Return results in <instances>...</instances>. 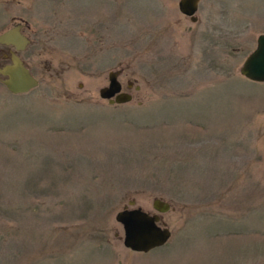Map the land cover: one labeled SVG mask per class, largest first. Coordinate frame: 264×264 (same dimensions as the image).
Wrapping results in <instances>:
<instances>
[{
  "label": "rangeland",
  "instance_id": "1",
  "mask_svg": "<svg viewBox=\"0 0 264 264\" xmlns=\"http://www.w3.org/2000/svg\"><path fill=\"white\" fill-rule=\"evenodd\" d=\"M177 1L0 0L38 82H0V264H264V82L238 72L264 0ZM153 198L170 237L130 251L114 213Z\"/></svg>",
  "mask_w": 264,
  "mask_h": 264
},
{
  "label": "water",
  "instance_id": "2",
  "mask_svg": "<svg viewBox=\"0 0 264 264\" xmlns=\"http://www.w3.org/2000/svg\"><path fill=\"white\" fill-rule=\"evenodd\" d=\"M200 0H178V11L188 17L191 22L196 20L195 12ZM0 44L13 46L9 51V61L0 65V82L11 94H22L37 86V79L24 65L18 52L28 44V39L19 32V25H14L0 33ZM238 72L252 82H264V33L256 36L254 48L243 59ZM107 83L98 88L97 94L110 104H121L130 101L131 94L121 90L117 73L109 70L106 74ZM133 201L114 213V220L122 228V245L133 252H147L162 246L170 237V230L158 224L161 213L169 209V204L159 198H153L148 213L139 206L134 207Z\"/></svg>",
  "mask_w": 264,
  "mask_h": 264
},
{
  "label": "flooded vegetation",
  "instance_id": "3",
  "mask_svg": "<svg viewBox=\"0 0 264 264\" xmlns=\"http://www.w3.org/2000/svg\"><path fill=\"white\" fill-rule=\"evenodd\" d=\"M14 25H19V32L21 33V34H23L22 32H21V24L20 23H15V24H13L12 26H14ZM12 26H10V27H12ZM10 27H8V28H10ZM8 28H6V29H4V30H7ZM3 30V31H4ZM3 31H1V32H3ZM0 32V33H1ZM24 35V34H23ZM25 36V35H24ZM26 37V36H25ZM27 38V37H26ZM28 39V38H27ZM0 46L2 47V48H5L6 50H7V52H9L10 50H12L13 51V46H11V45H2V44H0ZM26 47V46H25Z\"/></svg>",
  "mask_w": 264,
  "mask_h": 264
}]
</instances>
